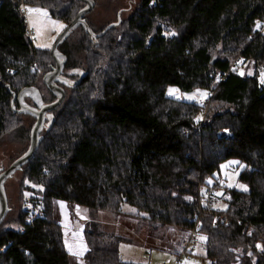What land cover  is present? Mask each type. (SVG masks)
<instances>
[{"label": "trees", "instance_id": "1", "mask_svg": "<svg viewBox=\"0 0 264 264\" xmlns=\"http://www.w3.org/2000/svg\"><path fill=\"white\" fill-rule=\"evenodd\" d=\"M23 3L44 4L66 24L85 5L0 0V139L14 118L22 138H28L21 154L36 119L17 112L14 96L35 87L43 103L55 99L42 80L55 62L50 50L35 47L25 34ZM83 18L96 36L78 25L58 50L66 57L63 70L78 67L84 73L69 86L61 84L64 99L49 112L51 124L41 129L37 150L19 169L43 185L46 203L38 214L27 212L30 219L21 220L19 228L0 233V264H75L49 218V200L93 211L127 203L144 213L141 221L151 232L167 225L189 232L198 224L209 264H264V83L259 72L264 70V0H140L124 21L99 31L87 14ZM76 28L82 33L80 51L87 55L72 64L79 47L72 53L64 44ZM239 61L254 63L245 89L224 87L220 74ZM170 85L209 94L203 102L184 101L166 94ZM211 102L221 108L213 110ZM230 158L243 164L238 180L247 190L223 187L219 196L215 179L201 193ZM209 187L226 208L205 206ZM85 233V264H140L124 260L121 237L107 234L99 223L89 222Z\"/></svg>", "mask_w": 264, "mask_h": 264}, {"label": "rangeland", "instance_id": "2", "mask_svg": "<svg viewBox=\"0 0 264 264\" xmlns=\"http://www.w3.org/2000/svg\"><path fill=\"white\" fill-rule=\"evenodd\" d=\"M33 2L38 3L36 1ZM139 2L140 0H95V6L87 14V21L91 23L94 30L99 31L109 23L124 21ZM28 9H33L34 11L29 12ZM26 19L28 26L33 30V45L45 50L51 49L56 37L66 25L64 20L51 15L49 9L44 4H28ZM81 35L80 28H76L71 32L64 44L65 49L67 50L68 48V52L72 51L74 53L73 50L77 52L76 48L78 47L80 51L79 39ZM72 46L75 47L72 49ZM87 49L89 51L93 47L90 46ZM57 51L60 52L59 50ZM74 55L75 57L71 58L72 64H74V59H81L87 54L80 51V53ZM239 63L237 66L233 65L228 75L223 77V80L220 81L221 85L226 88L245 89L246 81L244 78L246 75L253 73L254 63L246 61H239ZM62 71V75L65 77L67 74L68 76L71 75L66 80L61 79L62 84L66 86L73 84L75 78L78 79L84 73L78 67L72 70H68V68L62 69ZM259 72L260 79L262 80L264 70ZM39 86L41 94H44L46 88L43 83L40 82ZM170 89L175 90L171 95L169 94ZM205 93L207 94L206 96L203 95ZM166 94L184 101L203 102L208 96L209 91L207 89L182 91L176 86L170 85L166 88ZM25 98H28V93L21 100L23 104L29 106L36 104L33 102V99V104H30L28 99L26 102ZM36 102L40 105L43 103L41 101ZM210 106H212L213 110L221 108V104L219 103L211 102ZM203 116L204 114L202 113L195 118L197 120V117H200V120H202ZM10 119L13 123L10 126L8 124V132L0 139V171L5 169L14 158L21 154L28 143V138L26 140L22 138L20 130H17L19 127H17L16 120L14 118ZM26 119L24 117L23 120L29 121ZM52 119V114L47 113L42 128L49 127ZM224 132L227 131L225 130ZM241 165L243 164L240 161L233 158L221 162L219 170L213 173L214 178L206 180V183L201 188V193H205L206 186H211L216 181L215 179L220 184V189L216 191L217 193H221L223 187L243 190L240 186L246 185L238 180V174L242 169ZM193 176L196 175L193 174ZM3 188L9 211L0 226V233L8 228H19L21 220L30 219L29 215L25 216L27 212L29 214H38L39 210L46 203L45 196L41 191L44 189L43 185H36L35 180L29 179L25 171L18 170L14 172L4 181ZM35 201H38L36 207ZM48 203L49 218L59 227L62 246L74 258L75 264H85V258L89 255L85 227L92 221L99 223L107 234L121 237L122 242L119 245V252L126 261L140 264H173V262L176 264H209L210 262L205 257V237L203 235L199 234L197 236V242L190 246L192 248L191 251L188 249L184 251L183 241L187 239L188 231L179 228L177 225H167L164 228H160L157 232H151L146 223L141 221L143 220L144 213L130 204L121 203L113 211L108 209L93 211L76 203L58 200H49ZM226 207L227 203L225 200H221L216 204V208L218 209ZM139 220L141 224L138 222ZM262 233L264 235V231ZM201 237H204V239H200ZM69 247L72 249L71 252L69 251ZM81 251L83 254L79 255L78 253ZM236 251L240 252V248H237Z\"/></svg>", "mask_w": 264, "mask_h": 264}, {"label": "water", "instance_id": "3", "mask_svg": "<svg viewBox=\"0 0 264 264\" xmlns=\"http://www.w3.org/2000/svg\"><path fill=\"white\" fill-rule=\"evenodd\" d=\"M79 1H82L85 5L77 12L74 18H72V20L65 25L64 29L56 37L50 49V53L52 55V58L54 59L55 65L53 66L52 70L45 73L42 78L46 88L55 96V99L49 103H42L40 93L35 87L23 88L18 92L17 95L14 96V99L16 98L19 104L17 112L31 114L35 117L36 120L30 132L29 145L27 150L22 155L10 162V164L5 169H2L0 171V222L3 220L8 210L7 199L3 188L4 181L32 158L38 148V143L41 139L40 131L43 127L46 114L57 108L64 99V88L61 85L62 83L59 84L57 81L61 77L66 57L61 52L57 51L59 44L63 42L69 32L78 25H82L91 37L96 36L91 32L88 24L83 18L84 15L88 14L93 9L95 2L94 0ZM27 93L28 97L33 99V102L36 103L35 105L29 106L21 102V100H23L24 96H26ZM36 101H41L42 104L40 105Z\"/></svg>", "mask_w": 264, "mask_h": 264}, {"label": "built area", "instance_id": "4", "mask_svg": "<svg viewBox=\"0 0 264 264\" xmlns=\"http://www.w3.org/2000/svg\"><path fill=\"white\" fill-rule=\"evenodd\" d=\"M22 12L25 14V21L27 23V19H26V13H27V5L26 4H22ZM25 34L27 36H29L30 38H33V30L28 26V24H26V27H25ZM257 67L258 68H261V64H257ZM228 72L229 71H225L223 72L222 74H220V80H223V77L224 76H227L228 75ZM214 187V186H213ZM213 187H209L206 194H207V200H206V204L205 206L208 207V208H215L216 207V204L220 201V197H218L215 193H214V190H213ZM229 195L228 194H225L224 195V198H228ZM217 223V219L215 218V221H214V224ZM199 225H195V227L190 230L188 232V235H187V239L183 241V245H184V251L185 250H189L191 251L192 248H190V246L194 243L197 242V236H198V228ZM173 264H176L175 262H173Z\"/></svg>", "mask_w": 264, "mask_h": 264}, {"label": "snow or ice", "instance_id": "5", "mask_svg": "<svg viewBox=\"0 0 264 264\" xmlns=\"http://www.w3.org/2000/svg\"><path fill=\"white\" fill-rule=\"evenodd\" d=\"M28 11L29 12H32V11H34L33 9H28ZM63 27V26H62ZM173 33H169V35H172ZM241 74H243V73H241ZM262 83H264V73H262V81H261ZM175 92V90H173V89H170L169 90V94L171 95V94H173ZM203 95H207L206 93L205 94H203ZM191 98V97H190ZM197 119H200V117H197ZM234 163H238V162H234ZM241 167H243V165H241ZM241 188H243V190H247V188H246V186H243V185H241L240 186ZM217 195H221V193H217ZM200 239H204V237H201ZM67 243V242H66ZM257 247H260V245H257ZM86 250V249H85ZM69 251L71 252L72 251V249H71V247H69ZM73 254H77V253H73ZM79 255H82L83 254V252L81 251L80 253H78Z\"/></svg>", "mask_w": 264, "mask_h": 264}, {"label": "flooded vegetation", "instance_id": "6", "mask_svg": "<svg viewBox=\"0 0 264 264\" xmlns=\"http://www.w3.org/2000/svg\"><path fill=\"white\" fill-rule=\"evenodd\" d=\"M62 72H63V71H62ZM61 79H63V80H64V79H67V76L65 77V76L62 75V73H61V77H60V78L58 79V81H57L59 84L62 83V82H61V81H62Z\"/></svg>", "mask_w": 264, "mask_h": 264}]
</instances>
